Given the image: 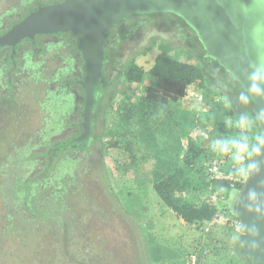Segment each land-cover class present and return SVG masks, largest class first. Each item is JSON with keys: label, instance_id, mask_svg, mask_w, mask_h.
I'll return each instance as SVG.
<instances>
[{"label": "rangeland", "instance_id": "rangeland-1", "mask_svg": "<svg viewBox=\"0 0 264 264\" xmlns=\"http://www.w3.org/2000/svg\"><path fill=\"white\" fill-rule=\"evenodd\" d=\"M5 3L0 0V7ZM133 21L137 22L116 28L122 39L111 54L114 73L132 57L148 70L160 52L157 45L149 49L155 39L171 42L172 51L183 60L201 62L197 39L182 37L188 28L179 18L160 13ZM148 83H127L125 87L139 94ZM236 87L240 95L243 91L237 84ZM29 93L25 97L29 107L19 109L14 121L0 125V264H191L189 253L197 250L199 254L200 245L206 242L216 246L211 244L199 254L196 264L220 263V252L224 251L221 248L230 247L241 232L239 220L225 214L240 191L234 189L231 197L219 204V219L210 223L209 231L201 232L181 220L159 196L152 181L154 159L142 162V147L135 140L133 150L113 147L104 151L99 146L89 157L72 152V148L64 150L61 157L66 156V168L71 165V156L79 159L70 168L74 177L69 174L64 179L66 183L61 181L59 190L63 191L58 197L49 195V189L43 190L47 195L37 190L35 206L29 209L10 185L13 172H22L25 181L31 180L34 167H23L24 160L30 156L35 163V147L45 145L39 140L45 125L37 122L42 111L38 110V101L30 100ZM202 95L200 85L195 83L183 103L195 106ZM234 99L238 100V96L234 95ZM35 109L38 112L33 122ZM105 124H101L100 131L105 130ZM83 145L86 144H79V149ZM153 149L150 144L147 154L152 155ZM133 155L140 161L138 168ZM50 212H57L59 217Z\"/></svg>", "mask_w": 264, "mask_h": 264}, {"label": "trees", "instance_id": "trees-1", "mask_svg": "<svg viewBox=\"0 0 264 264\" xmlns=\"http://www.w3.org/2000/svg\"><path fill=\"white\" fill-rule=\"evenodd\" d=\"M167 13L179 18L187 26L189 30L186 28L187 31L182 35L185 40L191 37L197 39L198 57H201V62L196 64L187 59L183 60L178 53L172 51L173 45L169 41L153 40L149 49L157 45L160 52L152 66L146 70L136 61V57H133L123 66L125 81L122 88L119 87L118 82L108 100H105L107 96L105 92L102 102L105 130L100 131V124H96L94 140L104 151H111L113 147L127 151L133 150L132 142L134 140L139 142L140 149L142 147L141 161L154 159L151 170L152 181L159 196L181 220L204 232L208 223L217 222L220 216L219 206L231 197L234 189L241 190L246 177V175L235 173L236 165L229 155H222L211 150V141L240 133V129L234 126L237 111L246 112L252 120V128L247 133L249 136L254 137L260 133V130L252 112L250 96V102L247 104L234 99V95L239 97L236 84L243 92L246 94L247 92L218 61L205 56L204 47L194 29L183 18L171 12ZM159 14H141L127 22L136 23L137 21H133L136 18ZM109 57L112 60V55ZM189 57L194 58L190 55ZM105 82L106 80L103 83ZM144 82L149 83L139 94L130 92L131 87L126 90L127 83L134 86ZM195 83L200 85L203 92L200 103L195 106L185 105L183 99L188 96L189 87ZM117 96L125 100L124 103H128L122 112L112 110V100ZM135 99L138 100L136 105L133 104ZM39 140H42L46 146V151L40 154L49 161L52 149L58 145V141H51L48 138ZM83 143L86 145H83L80 150L89 157L94 148H89V142L86 140L78 142L77 146ZM150 144L154 148L152 155L146 152ZM68 148L74 149V146L69 145L59 149L60 151L53 156L52 164H46L45 169L49 171L34 182L25 181L22 172H13L14 179L10 185L15 189V193L23 198L29 209L32 210V204L35 206V200L38 198L37 190L42 192L49 189V195L58 197L62 194L63 190L59 188L63 186L65 177L69 174L72 178L74 177L70 168L76 166L79 159L71 156L69 159L71 165L66 168V162L63 165L66 157H61L64 150ZM143 148H145L144 153ZM253 154L245 160V163H248L249 159L252 161ZM133 156V163L138 168L137 164L140 161H136V156ZM31 158L29 156L24 160L23 167L27 168V161ZM16 164V162L13 163V165ZM214 166H218L217 171L213 169ZM64 182L66 183L65 180ZM44 195L47 194L44 193ZM214 195L215 201L212 199ZM232 208L233 205H228L225 214L229 216L230 213L238 221ZM50 213L52 216L59 217L57 212ZM211 244L216 246L214 242ZM211 244L206 242L200 245L199 254H203ZM221 249L224 251L220 252V263L224 261L227 264H253L250 255L239 242V235L230 247L224 246ZM193 253L198 257L197 250ZM193 253L190 252L189 255Z\"/></svg>", "mask_w": 264, "mask_h": 264}, {"label": "water", "instance_id": "water-1", "mask_svg": "<svg viewBox=\"0 0 264 264\" xmlns=\"http://www.w3.org/2000/svg\"><path fill=\"white\" fill-rule=\"evenodd\" d=\"M167 12L183 18L194 29L205 56L218 61L243 87L252 100L257 126L264 132V91H251L253 84L264 90V0H63L41 6L0 36L2 45L38 33L70 31L80 35L78 49L86 70L82 81L86 122L80 135L65 139L52 150L50 161L59 147L77 145L90 137L93 91L102 74L108 28L135 14ZM252 162L261 170L246 175L233 211L240 222L239 242L253 264H264V151L254 153Z\"/></svg>", "mask_w": 264, "mask_h": 264}, {"label": "flooded vegetation", "instance_id": "flooded-vegetation-1", "mask_svg": "<svg viewBox=\"0 0 264 264\" xmlns=\"http://www.w3.org/2000/svg\"><path fill=\"white\" fill-rule=\"evenodd\" d=\"M61 1L63 0H6V3L0 7V36L6 34L13 26L41 6ZM137 15L141 14H135L133 17ZM127 21L107 30L108 36L104 46L105 61L101 77L93 91L94 101L89 118L91 134L89 138L85 139L89 142V148H94L93 153L96 152V144L98 145L94 140L95 125L100 124L101 127L104 119L102 108L104 94L107 92L105 100H108L112 89L118 85V82L119 87L122 88L125 80L122 66L133 58L126 60L114 73L115 65L109 55L118 48L117 44L122 39L117 34L116 28L124 27L128 23ZM117 37L119 40H116ZM79 39V34L59 31L38 33L33 37L25 36L15 44L0 45L1 126L14 121L19 109L29 107L26 100V93L29 91L30 100L38 101V110L42 111L40 120H37L45 125L39 132L42 138L58 141V145L55 146L58 147L65 139L75 138L83 132V124L86 122L84 116L86 90L82 81L85 79L86 70L83 54L78 49ZM121 75L122 77L116 80V77ZM105 76H107L106 79ZM104 80H106L105 83H103ZM116 100L125 102L119 96L113 98L111 104L113 111H116L113 107ZM134 102L135 100H133ZM36 112H38L36 109L35 112H32L33 122L36 121ZM69 145L73 144L70 143L64 147ZM73 146L72 152L79 153L83 157L86 156V153L81 151L77 145ZM61 148L63 147H59L57 152ZM45 151V145L35 147V152L38 153L35 163L32 158V161H27V167H34L31 182L49 171L45 167L46 164H52L53 159L47 161L45 156L40 154ZM28 186H30L29 183Z\"/></svg>", "mask_w": 264, "mask_h": 264}, {"label": "clouds", "instance_id": "clouds-1", "mask_svg": "<svg viewBox=\"0 0 264 264\" xmlns=\"http://www.w3.org/2000/svg\"><path fill=\"white\" fill-rule=\"evenodd\" d=\"M255 78L256 74L254 73L252 79ZM251 91L260 94L264 90L253 84ZM249 99V95L245 92H241L238 97V100L243 104L249 103ZM234 126L240 129V133L235 136H223L212 140L210 143L211 150L222 155H229L236 165L234 171L238 175H247L253 171L258 173L261 166L250 159L248 163H245V160L250 158L253 153L264 151V132H260L254 137L247 134L252 128V120L245 112L239 113L234 121Z\"/></svg>", "mask_w": 264, "mask_h": 264}, {"label": "built area", "instance_id": "built-area-1", "mask_svg": "<svg viewBox=\"0 0 264 264\" xmlns=\"http://www.w3.org/2000/svg\"><path fill=\"white\" fill-rule=\"evenodd\" d=\"M213 169H214L215 171H217V170H218V166H214ZM212 199L215 201L216 196H215V195L212 196ZM209 225H210V223H208V224L206 225V227H205V230H206V231H209ZM189 262H190L191 264H196V263H197V255L194 254V253L191 254V255H190Z\"/></svg>", "mask_w": 264, "mask_h": 264}, {"label": "crops", "instance_id": "crops-1", "mask_svg": "<svg viewBox=\"0 0 264 264\" xmlns=\"http://www.w3.org/2000/svg\"><path fill=\"white\" fill-rule=\"evenodd\" d=\"M122 100V99H121ZM135 103H137L136 101L133 103L134 105H136ZM128 105L124 103V101H119V100H116L113 107L116 111H123ZM130 106V105H129ZM130 108V107H129ZM137 110V109H135ZM150 160V159H149ZM148 160V161H149Z\"/></svg>", "mask_w": 264, "mask_h": 264}]
</instances>
